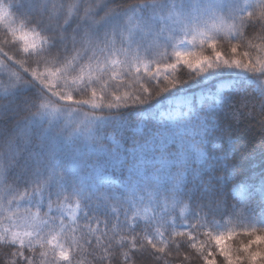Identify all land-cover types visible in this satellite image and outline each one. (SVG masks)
<instances>
[{"label":"snow or ice","instance_id":"snow-or-ice-1","mask_svg":"<svg viewBox=\"0 0 264 264\" xmlns=\"http://www.w3.org/2000/svg\"><path fill=\"white\" fill-rule=\"evenodd\" d=\"M0 264H264V0H0Z\"/></svg>","mask_w":264,"mask_h":264},{"label":"trees","instance_id":"trees-1","mask_svg":"<svg viewBox=\"0 0 264 264\" xmlns=\"http://www.w3.org/2000/svg\"><path fill=\"white\" fill-rule=\"evenodd\" d=\"M255 144V141H253V143L251 145L249 144H245L244 145V148H245V160L244 162L245 163H250L251 166L255 167V168H259V164H260V161L258 159V156L256 154H253V155H247V152H250L251 151V148L254 146ZM239 239L240 238H234V244L233 246H236V244L239 243Z\"/></svg>","mask_w":264,"mask_h":264}]
</instances>
